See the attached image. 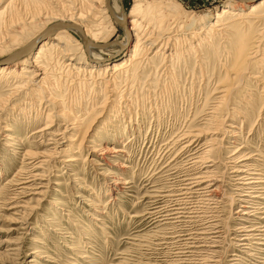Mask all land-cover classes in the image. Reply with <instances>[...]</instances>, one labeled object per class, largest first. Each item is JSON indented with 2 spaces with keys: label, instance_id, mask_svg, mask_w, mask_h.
Returning a JSON list of instances; mask_svg holds the SVG:
<instances>
[{
  "label": "rangeland",
  "instance_id": "obj_1",
  "mask_svg": "<svg viewBox=\"0 0 264 264\" xmlns=\"http://www.w3.org/2000/svg\"><path fill=\"white\" fill-rule=\"evenodd\" d=\"M43 1L0 0V41L59 23ZM116 1L146 31L133 68L93 73L70 32L68 58L38 61L48 91L31 93L32 61L0 76V264H264V19ZM104 8L87 30L112 49L125 34Z\"/></svg>",
  "mask_w": 264,
  "mask_h": 264
},
{
  "label": "bare ground",
  "instance_id": "obj_2",
  "mask_svg": "<svg viewBox=\"0 0 264 264\" xmlns=\"http://www.w3.org/2000/svg\"><path fill=\"white\" fill-rule=\"evenodd\" d=\"M55 1L57 3L59 10L54 11L53 14H51L52 12L51 13L49 12L50 10H53L52 7H51L52 9L50 8V6L52 5L51 2H48V0L43 1V7H47V8L49 7V10L47 12L48 16L51 14L49 18L50 19H54V17L56 19L59 18V23H55V24L51 23L52 25H54L53 27L51 25H50L51 27L46 26L42 28L37 34L35 32V34L32 37L28 38L25 42L19 45L18 48H14V47H17V45H15L16 41L14 37L10 36V33H12L10 31V28L6 31L8 38L6 37V39H3L2 41H0V54L8 53V55L5 58L0 60V63H1L0 64V76L13 74V72H15L16 69H18V66H24L23 64H28V62L30 63L32 61L31 67L34 68L32 72L34 74L32 82L36 83V85H39V89L32 90L31 93H35V94L41 93L42 94L45 92V90L48 91L50 87L49 78L44 72L42 73V70L38 66L39 65L38 61L40 58L44 57V55L45 56L47 55V52H46L47 48L49 49V51H59V53L62 54L63 58H68L69 52H70L69 46L71 43L75 42L71 34L72 32L76 34L81 39L82 42H84L82 43L84 44L82 45L83 46L82 49L87 51L85 64L87 65L86 67L92 66L93 69L96 68L95 70H93V73L107 74L108 72L109 73L112 72L115 74L116 72H119L125 67H129V66L131 67L132 64L137 62L136 58L138 57L140 53L141 45L143 46V42L145 41L146 31L140 30L141 27L137 25L136 20H132L129 23L125 22L124 12L120 10V8L118 7L116 0H90V1L88 0L91 3V6L90 5L89 6L92 9V10L90 9L92 12H89L90 10L87 9L88 12L86 13H83V11L81 12L80 7L79 9H76L75 5H72L71 1H67V2L66 0H55ZM248 1L250 0H233L232 2L228 3L226 7L222 9L220 17L231 15V16H235L238 20L239 19H242V20L250 19L254 17L256 19L263 20L264 19V0H258L257 3L254 2L250 7L251 13L246 14V12L244 11L246 9L244 8H248V6H250V4H248ZM94 5L96 6L94 7ZM102 7L103 8L105 7L104 10L110 13L112 19L115 21V23L118 26L120 25L123 26V28L121 29L124 31V34H125V42L122 44H115L116 47H113L112 49L107 46L101 47L102 45H99L98 43L93 42L91 38L89 37V33L87 30V29L92 30L91 28L93 27L91 23L92 19H90L94 17L93 11L98 8H102ZM262 8H263V12L261 13L260 10ZM82 9L84 10L83 6H82ZM84 23H86V26H87L86 29L83 26ZM189 24H186L185 26L188 25L187 27L191 29L194 23L191 22ZM209 25H211V23H209ZM232 28L233 30L239 31L241 27H239V25L237 24H233ZM71 29H73L74 31ZM20 32L24 33L23 31H20ZM41 40L43 42L39 46V48L34 51L35 53L34 52L31 53L32 50L36 48V45H37L36 42H39ZM126 46L127 47L129 46V49L127 51L128 55L127 57H125V60L121 59L122 61L119 64H118V61H111L112 58L120 55L123 52V50L126 48ZM58 47L60 48L56 50ZM24 49H26V51L22 53ZM102 55L108 56V58H102ZM31 56L32 57L35 56L34 60L32 59ZM67 60L72 62V60L70 59H67ZM71 65L72 64L68 63L67 67H70V68L73 67ZM134 66H136V64L133 65L131 68H133ZM28 68H30L28 67V65L27 67L19 68L21 70V74L23 75L26 74ZM102 69H105L107 71H104ZM43 84L44 86H42ZM220 94L223 95L222 96L223 99L227 96L226 90L220 91ZM53 100H54L53 98H50L49 101L53 102ZM47 118H49V115L47 116ZM79 133H80L78 136L79 138L72 139V141H70L71 143L79 141V145H80L82 141H84L85 133H82V132H79ZM177 196H180V195H177ZM177 196H174V197H177ZM174 201L176 203L182 202L179 199H175ZM174 215H176V213H174ZM63 233L62 235H65ZM11 251L14 252L15 249H12Z\"/></svg>",
  "mask_w": 264,
  "mask_h": 264
},
{
  "label": "water",
  "instance_id": "obj_3",
  "mask_svg": "<svg viewBox=\"0 0 264 264\" xmlns=\"http://www.w3.org/2000/svg\"><path fill=\"white\" fill-rule=\"evenodd\" d=\"M121 26V25H120ZM123 28V26H121ZM107 45L105 44L104 46L101 47H106ZM26 51V49H24V51H22V53H24Z\"/></svg>",
  "mask_w": 264,
  "mask_h": 264
}]
</instances>
